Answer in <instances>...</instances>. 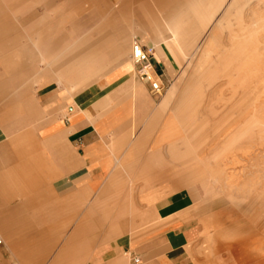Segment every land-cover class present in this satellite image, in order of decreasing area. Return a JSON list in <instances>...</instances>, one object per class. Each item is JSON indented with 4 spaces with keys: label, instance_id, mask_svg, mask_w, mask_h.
Masks as SVG:
<instances>
[{
    "label": "crops",
    "instance_id": "0c3cea01",
    "mask_svg": "<svg viewBox=\"0 0 264 264\" xmlns=\"http://www.w3.org/2000/svg\"><path fill=\"white\" fill-rule=\"evenodd\" d=\"M151 1L138 28L117 32L113 50L70 37L41 44L38 54L31 40L16 57L44 65L25 81L40 88L43 122L0 141V264H264L254 236L233 239L222 235L224 226L201 223L199 187L213 182L190 181L179 171L216 162L195 160L174 122L177 94L216 65H234L241 81L256 71L260 48L249 25L253 30L264 17L253 12L243 20L252 0H222L209 14L198 9L209 0H167L169 7L183 4L167 18L158 12L162 0ZM226 30L228 45L219 36ZM136 35L155 49L165 87L159 97L135 75ZM32 99H23L28 113L35 111ZM15 125L4 131L13 134Z\"/></svg>",
    "mask_w": 264,
    "mask_h": 264
},
{
    "label": "rangeland",
    "instance_id": "374dc122",
    "mask_svg": "<svg viewBox=\"0 0 264 264\" xmlns=\"http://www.w3.org/2000/svg\"><path fill=\"white\" fill-rule=\"evenodd\" d=\"M151 3V0H0V135L3 134L0 141L4 136L10 140L25 134L43 122L38 120L42 114L38 101L40 88L25 81L42 71L44 65L34 59L27 63L16 58L27 53L31 40L36 43L37 54L41 44L59 45L70 37H85L113 50L117 32L128 24L138 28L143 9ZM253 12L264 17V0H252L243 12V20H251ZM254 22V29L249 25V30L254 46L258 41L260 48L256 71L241 81L234 65L226 71L223 65H216L208 78L195 80L187 94H177L179 112L174 122L184 136L196 140L200 157L212 165L216 162L227 166L229 180L238 182L232 194L234 200L213 181L206 185L207 189L200 186L199 193L203 194L197 195V211L214 224L224 226L228 231L222 235L233 239L254 236L261 242L259 246L264 247V20ZM219 36L223 44H229L228 30ZM135 40L141 43L139 35ZM36 52L30 53L35 56ZM181 72L178 65L175 76ZM28 98L33 100L35 112L28 113L25 109L23 99ZM13 124L15 131L7 134L4 127Z\"/></svg>",
    "mask_w": 264,
    "mask_h": 264
},
{
    "label": "bare ground",
    "instance_id": "6f19581e",
    "mask_svg": "<svg viewBox=\"0 0 264 264\" xmlns=\"http://www.w3.org/2000/svg\"><path fill=\"white\" fill-rule=\"evenodd\" d=\"M165 1H167V0L160 1V3L162 4V6H160V8L158 9V12L161 13V14H163L164 15V18H167L166 16L168 14H169L168 17H170L172 14L177 13L182 8V5H183L182 3H176V4L174 3L173 7H169L168 6V3H166ZM221 1L222 0H209L207 7L205 6V4H203L202 6H204V7H200L198 9L201 12L203 10H205L206 13H208V14L209 13H213V12H215L218 9V6L220 5ZM157 4H159V3H157ZM167 7H169V8L167 9ZM131 61H132V58H131ZM132 63H133V61H132ZM184 134H186V133H184ZM243 134L244 133H242V135ZM178 138H179V141H183L184 144H188V146H190L191 148H193V150H195V152H196V158H195V160H198L200 158V155L198 154L199 153L198 152L199 149L195 145L196 140H194V139L193 140H190L189 138H187L186 136L183 135V132L180 133V136ZM222 155H223V153H222ZM219 156H221V155H219ZM220 158H219V160H220ZM233 159H237V158H233ZM189 160H191V158ZM179 172L181 174L188 173L189 174L188 177H190V181H194V182H197L198 181L199 182L201 180V178L202 179L203 178L204 179L206 178V179H209V180L213 181L215 184H219L220 187L222 188L223 192L226 194V196H228V197H230V199L234 200V197L232 196V194H233L234 190H236V187H237L236 185H237L238 182L236 183V181H235V183H233V182H231L229 180V174L227 173L226 167L224 168V167L220 166V164H216L215 167H212L211 169H200V168L191 169L189 167H184V168L180 169ZM245 180H246V178H245ZM191 184H193V183H191ZM186 185H188V184H186ZM180 186L183 187L184 185L182 184ZM206 189H207V186H206ZM204 190H203V192H204ZM199 194L201 195L203 193H199ZM238 202L241 203L240 201H238ZM201 223L203 225H205V226H210V225L211 226H217V225H219V224H214L213 220L211 221L209 218H206V217H202L201 218ZM241 239H242V237H241ZM255 251H256V249H255Z\"/></svg>",
    "mask_w": 264,
    "mask_h": 264
},
{
    "label": "built area",
    "instance_id": "2783aa9c",
    "mask_svg": "<svg viewBox=\"0 0 264 264\" xmlns=\"http://www.w3.org/2000/svg\"><path fill=\"white\" fill-rule=\"evenodd\" d=\"M155 49L150 46L142 45L135 40L132 45L131 58L135 68V75L141 82L150 85L151 93L159 97L164 91L165 87L161 83L159 72L154 63ZM138 264L139 260H135Z\"/></svg>",
    "mask_w": 264,
    "mask_h": 264
}]
</instances>
